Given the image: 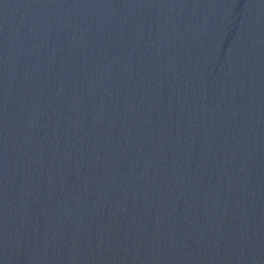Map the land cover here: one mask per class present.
Segmentation results:
<instances>
[{"label": "water", "instance_id": "obj_1", "mask_svg": "<svg viewBox=\"0 0 264 264\" xmlns=\"http://www.w3.org/2000/svg\"><path fill=\"white\" fill-rule=\"evenodd\" d=\"M0 264H264V0H0Z\"/></svg>", "mask_w": 264, "mask_h": 264}]
</instances>
